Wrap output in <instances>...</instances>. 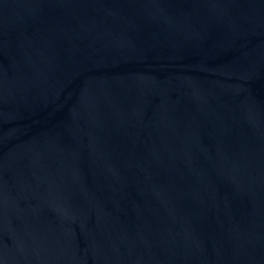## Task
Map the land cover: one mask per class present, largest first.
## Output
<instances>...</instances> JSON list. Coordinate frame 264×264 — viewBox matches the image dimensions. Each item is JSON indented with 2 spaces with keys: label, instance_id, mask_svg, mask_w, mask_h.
<instances>
[{
  "label": "water",
  "instance_id": "1",
  "mask_svg": "<svg viewBox=\"0 0 264 264\" xmlns=\"http://www.w3.org/2000/svg\"><path fill=\"white\" fill-rule=\"evenodd\" d=\"M0 264H264V0H0Z\"/></svg>",
  "mask_w": 264,
  "mask_h": 264
}]
</instances>
